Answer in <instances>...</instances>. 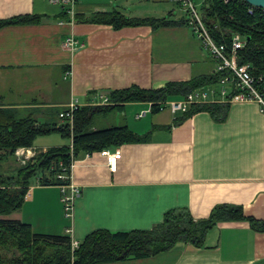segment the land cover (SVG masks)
Instances as JSON below:
<instances>
[{"label":"crops","instance_id":"crops-1","mask_svg":"<svg viewBox=\"0 0 264 264\" xmlns=\"http://www.w3.org/2000/svg\"><path fill=\"white\" fill-rule=\"evenodd\" d=\"M114 4L75 0L73 16L65 17V7L50 0H0V21L40 18L0 28V107L16 110L19 117L34 114L38 124L53 123L73 100L98 106L101 96L115 90H155L214 74L215 60L187 25L114 29L74 21L79 14L117 11L126 16ZM160 12L130 17L182 19L172 13L159 17ZM71 36L80 45L73 50L64 46ZM218 104L227 106L221 120L207 112L183 117L167 107L152 114L145 102L98 116L113 115L106 128L127 127L150 139L73 155L70 178L80 194L72 220L64 216L60 187L38 183L30 186L19 211L0 219L20 221L44 235L68 236L71 228L79 243L95 231H149L170 210L186 209L194 220L207 219L221 204L240 206L246 217L264 222V115L253 102ZM37 141L43 143L30 148L35 152L71 146L58 134ZM105 151L121 154L115 172ZM106 264H264V231L247 221L220 222L208 231L203 246L177 243L149 258Z\"/></svg>","mask_w":264,"mask_h":264},{"label":"trees","instance_id":"trees-1","mask_svg":"<svg viewBox=\"0 0 264 264\" xmlns=\"http://www.w3.org/2000/svg\"><path fill=\"white\" fill-rule=\"evenodd\" d=\"M203 10L205 24L218 43L230 46L233 34L246 39L240 52V63L252 67L253 74L264 73V12L254 9L242 0L224 5L221 0H211ZM67 13L64 12L66 17ZM40 20L35 16H21L0 21V28L13 24H30ZM74 21L123 27L150 26L153 29L166 26L187 25L186 19L126 17L117 11L95 13L89 16L75 15ZM227 73L192 78L188 82H171L163 88L145 90L131 87L105 94L112 105L80 107L73 114L72 128L63 123L38 124L30 117L17 118L10 108L0 107V163L15 161L18 148H31L38 137L58 134L70 139L71 146L52 147L39 152L22 166L16 163L11 174L0 173V217L19 211L26 194L32 186V178L39 176L38 184L58 186L68 180L58 179L62 164L68 166L71 157L80 152L103 151L124 143H144L150 134L135 135L127 127L96 129L98 116L110 113L127 103H150L152 114L158 113L171 100L182 99L196 89L217 87ZM226 105L209 104L192 106L183 117L193 112H207L216 120L226 114ZM169 129V128H167ZM247 221L252 229L264 231V222L246 217L240 206L221 204L213 208L207 219L194 220L186 209L170 210L163 222L149 231L110 233L95 231L88 235L79 248L71 252L68 236H53L34 233L28 224L20 221L0 219V264H106L128 259H144L171 250L177 243L203 246L206 235L217 223ZM72 257L73 260H72Z\"/></svg>","mask_w":264,"mask_h":264},{"label":"built area","instance_id":"built-area-1","mask_svg":"<svg viewBox=\"0 0 264 264\" xmlns=\"http://www.w3.org/2000/svg\"><path fill=\"white\" fill-rule=\"evenodd\" d=\"M172 4H176L179 9L184 10L188 19L187 26L192 30L194 37L200 41L203 50L209 54L216 62L214 73H227V76H223L216 87H206L202 89H196L189 92L182 99L171 100L165 104V107L169 108L172 114H184L187 113L192 106H201L218 103H234V102H253L259 107V111L264 115V73L253 74L252 67L248 64L240 63V52L246 45V39L239 34H233L231 37L230 46L225 43H218L213 38L210 28L205 24L203 13L197 12L193 0H167ZM206 0V6L209 7ZM236 0H221L224 5L229 4ZM243 1V0H242ZM51 3L62 4L65 7L66 13L73 16L75 0H50ZM203 9V10H204ZM254 9H249V14H252ZM264 12V9H260ZM64 46L70 50L80 46L79 43L71 36L64 42ZM68 74V73H67ZM101 101L96 105H110L107 97H100ZM82 105L77 100L71 101L65 110L59 113V119L66 120L67 123L72 124L73 114ZM37 152L30 148H18L15 151V157L18 163L22 166L26 165L31 159L34 158ZM106 156L107 164L111 172H115L117 168V160L120 159L121 154L119 152L110 153L105 151L102 153ZM74 165V158L71 157L69 165L66 167L63 164L62 170H69V175L66 173L59 174L57 177L60 180H68L67 184L60 186V201L63 206L64 216L68 220H72L74 201L79 196V188L71 181V169ZM30 189L28 190L26 197L29 196ZM68 237L70 238V248L73 254L80 244L72 237V229L66 230ZM74 257H72L73 260Z\"/></svg>","mask_w":264,"mask_h":264},{"label":"rangeland","instance_id":"rangeland-1","mask_svg":"<svg viewBox=\"0 0 264 264\" xmlns=\"http://www.w3.org/2000/svg\"><path fill=\"white\" fill-rule=\"evenodd\" d=\"M193 3L196 7L197 12L200 14L201 12L203 13V9L206 6V0H193ZM115 8H120L122 10V12L126 15V17H130L131 15H135V13L138 12H142V13H146L144 15H150V13H159V10L161 11L160 13L162 14H157V15H161L159 17H168V14L172 13V16L174 18H182V19H188V15L184 10L179 9V7L176 4H172L170 2H168L167 0H160L158 2H153V0H115ZM155 11V12H153ZM217 88V87H216ZM100 106V105H98ZM101 106H105V105H101ZM12 110V109H11ZM14 113L16 114L17 118H24V117H30L31 119L35 120V116L34 114L31 113H26L25 115H23L22 117H19L20 115L17 113L16 110H13ZM111 118H114L113 115L108 116L105 119L102 118H98L96 121V129H104L106 127H108L110 125L111 122ZM56 118H53V120L55 121ZM54 123V122H53ZM56 123H63L62 119H57ZM70 128H72L73 122L72 124L67 123ZM40 138V137H38ZM38 138L36 140H38ZM57 138V140L59 139L58 137H54ZM41 140V139H40ZM64 140H68V139H64ZM39 143H43V142H34L33 146H37ZM39 152H37L35 154V156L38 154ZM34 156V157H35ZM15 161L18 163V161L16 160L15 157ZM14 160H6L5 162L0 163V173L3 174H11L12 170L15 169L16 167V163ZM39 178V176H36L34 178H32L31 183L32 185H36L37 179Z\"/></svg>","mask_w":264,"mask_h":264},{"label":"water","instance_id":"water-1","mask_svg":"<svg viewBox=\"0 0 264 264\" xmlns=\"http://www.w3.org/2000/svg\"><path fill=\"white\" fill-rule=\"evenodd\" d=\"M252 7L264 9V0H243Z\"/></svg>","mask_w":264,"mask_h":264}]
</instances>
